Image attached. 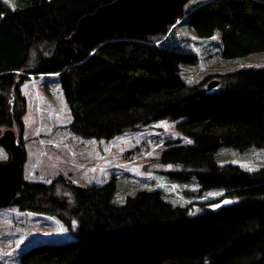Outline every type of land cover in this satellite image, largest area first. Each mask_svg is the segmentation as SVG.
I'll use <instances>...</instances> for the list:
<instances>
[{
    "label": "trees",
    "instance_id": "obj_1",
    "mask_svg": "<svg viewBox=\"0 0 264 264\" xmlns=\"http://www.w3.org/2000/svg\"><path fill=\"white\" fill-rule=\"evenodd\" d=\"M103 2L13 0L10 8L0 0V125L20 139L19 84L55 72L72 133L108 139L173 120L189 142L162 149L159 161L176 166L167 178L192 177L197 191L220 189V204L190 213L189 203L171 204L157 189L115 204L112 176L81 186L61 174L46 183L22 179L10 204L55 216L72 238L30 244L16 264H264V167L218 165L212 155L221 145L264 147V64L220 72L206 89L209 75L191 84L178 75L194 54L160 44L158 32L109 29L68 39L75 20ZM179 18L198 37L216 31L223 58L264 51V0L196 1L165 27Z\"/></svg>",
    "mask_w": 264,
    "mask_h": 264
},
{
    "label": "rangeland",
    "instance_id": "obj_2",
    "mask_svg": "<svg viewBox=\"0 0 264 264\" xmlns=\"http://www.w3.org/2000/svg\"><path fill=\"white\" fill-rule=\"evenodd\" d=\"M13 6V0H2ZM200 0H184L181 8ZM161 35L162 45H174L178 50L193 53V62L178 65V75L186 84L197 82L209 75L240 67L262 66L264 51L251 52L239 57L223 58L218 50L217 32L198 37L188 28L185 18L169 23ZM207 79V80H208ZM206 80V81H207ZM23 96L22 126L19 134L25 156L22 161L23 179L50 181L61 174L77 185L101 184L112 176L115 188L111 201L122 203L128 195L140 189H157L163 200L171 204L191 206L190 213L202 206L211 208L222 190H198L192 177L186 181L170 180L165 171L176 166L161 163L163 148L173 143L189 142L181 135L173 120L165 117L148 121L136 129H125L111 138L81 137L67 126L70 119L55 72L30 74L19 84ZM14 130H16L9 126ZM4 126L0 125V131ZM17 135V134H16ZM216 164L234 163L242 170L264 167V147L247 146L243 150L221 145L213 152ZM7 152L0 145V159ZM203 202L204 205L199 203ZM61 221L51 214L19 210L13 204L0 206V264H16L18 253L37 242H60L71 239Z\"/></svg>",
    "mask_w": 264,
    "mask_h": 264
},
{
    "label": "water",
    "instance_id": "obj_3",
    "mask_svg": "<svg viewBox=\"0 0 264 264\" xmlns=\"http://www.w3.org/2000/svg\"><path fill=\"white\" fill-rule=\"evenodd\" d=\"M184 0H108L93 10L80 15L67 35L70 40L84 39L89 35L115 29L118 31L156 34L164 30L167 19L181 8ZM210 78L205 88L216 86ZM0 145L7 157L0 159V206L10 204L22 182V161L25 156L22 140L17 139L9 126L0 131Z\"/></svg>",
    "mask_w": 264,
    "mask_h": 264
},
{
    "label": "crops",
    "instance_id": "obj_4",
    "mask_svg": "<svg viewBox=\"0 0 264 264\" xmlns=\"http://www.w3.org/2000/svg\"><path fill=\"white\" fill-rule=\"evenodd\" d=\"M12 3H13V1H12ZM14 5V4H13ZM10 8H12L13 6H9Z\"/></svg>",
    "mask_w": 264,
    "mask_h": 264
}]
</instances>
